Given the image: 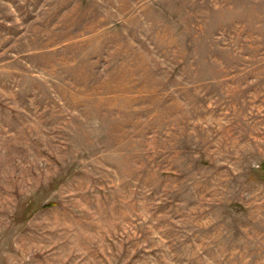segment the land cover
Segmentation results:
<instances>
[{
    "label": "rangeland",
    "instance_id": "obj_1",
    "mask_svg": "<svg viewBox=\"0 0 264 264\" xmlns=\"http://www.w3.org/2000/svg\"><path fill=\"white\" fill-rule=\"evenodd\" d=\"M0 264H264V0H0Z\"/></svg>",
    "mask_w": 264,
    "mask_h": 264
}]
</instances>
